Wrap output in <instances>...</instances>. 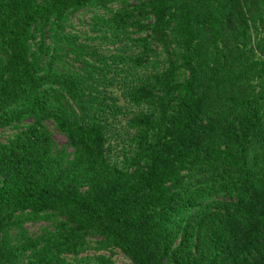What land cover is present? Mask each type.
<instances>
[{
	"label": "trees",
	"instance_id": "trees-1",
	"mask_svg": "<svg viewBox=\"0 0 264 264\" xmlns=\"http://www.w3.org/2000/svg\"><path fill=\"white\" fill-rule=\"evenodd\" d=\"M8 127L0 264H264V0H0Z\"/></svg>",
	"mask_w": 264,
	"mask_h": 264
},
{
	"label": "rangeland",
	"instance_id": "rangeland-1",
	"mask_svg": "<svg viewBox=\"0 0 264 264\" xmlns=\"http://www.w3.org/2000/svg\"><path fill=\"white\" fill-rule=\"evenodd\" d=\"M95 10L92 8H88L85 10H82L78 12L77 14L72 16L71 19V27H69V30L72 33H80L83 35L84 39L86 38V34H89V24L91 23V18L94 15ZM90 36H96V33L92 32L89 34ZM92 43V42H91ZM92 45L99 46V42H93ZM105 51V53H108V55L113 54V48L111 47H105L102 49ZM117 95H119V91H116ZM32 120H26L24 124L31 123ZM50 128L54 132L55 139L58 142L59 146H65L68 143V140L65 135H63L61 132L57 131L55 128L54 123H49ZM109 133L110 138L112 140L109 142V152L113 159L117 160L118 158L121 159V154L123 152V147L129 145V135L127 132V120L125 119H114L113 123L111 121L109 122ZM16 133H18V130L12 127L8 128H2L0 129V140L3 142H8L10 138H12ZM116 134V135H115ZM115 135V136H114ZM51 224L49 222L41 221L38 223H28L27 228L30 230L31 233H38L44 226H50ZM96 238H93L92 240V246H95ZM104 254L110 256L113 261H115L116 264H134L132 260L126 256L121 250H95L91 249L87 255H94V254Z\"/></svg>",
	"mask_w": 264,
	"mask_h": 264
}]
</instances>
